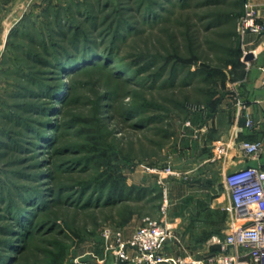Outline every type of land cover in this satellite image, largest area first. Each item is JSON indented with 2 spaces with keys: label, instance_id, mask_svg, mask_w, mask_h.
<instances>
[{
  "label": "rangeland",
  "instance_id": "374dc122",
  "mask_svg": "<svg viewBox=\"0 0 264 264\" xmlns=\"http://www.w3.org/2000/svg\"><path fill=\"white\" fill-rule=\"evenodd\" d=\"M107 1L97 12L101 9L98 4ZM148 1L0 0V196L5 197L0 215H6L3 209L16 189H38L43 200H37L48 206L33 218L35 233L21 236L19 242L13 238L21 248L17 254L9 249L15 256L12 264H115L114 251L108 250L103 238L106 229L120 232L125 242L144 218H162L164 189L143 172L146 164H172L187 174L169 183L168 223L172 194L210 188L212 183L215 187L219 181L218 173L213 182L192 179L194 166L184 148L191 125L185 124L194 111L205 108L208 92L225 95L227 101L243 93L242 84L251 70L244 37L248 32H262L264 23H260L254 0H223V4L188 0L186 7L179 2L173 7L165 4L169 11L146 21L141 14ZM140 3L141 12L134 11ZM122 6L132 10L124 15L137 29L123 31L110 60L91 61L87 68L67 75H57L59 70L32 60L50 59L41 43L49 45L55 39L54 30L65 29L64 18L77 20L96 42L104 40L100 51L112 46V32L106 30ZM76 10L96 18L85 20L87 13L80 16ZM249 10L255 12L252 20L247 16ZM72 35L73 30L62 40L56 39L67 45ZM46 49L51 51V46ZM44 83L49 84L43 90L46 93L39 92L38 86ZM54 89L56 93L51 95L49 91ZM32 90L40 96L30 95ZM142 103L145 107L140 109ZM35 105L42 108L35 110ZM19 118L30 125L36 121L49 124L46 134L55 142L32 146L30 141L37 138L22 123H15ZM153 118L156 120L147 125ZM21 144L27 151L18 150ZM92 183L104 185L106 190L114 186L124 197L132 189L133 196L139 192L147 196L106 205L108 198H103L100 204L96 198H88L93 188H81ZM188 211L191 220L198 218L202 223L189 224L190 240L220 226L221 209L207 211L202 217L195 208ZM9 222V218L0 220V227ZM5 237L0 233V240ZM109 243L115 244V238ZM187 253L196 255L187 249L175 256Z\"/></svg>",
  "mask_w": 264,
  "mask_h": 264
},
{
  "label": "crops",
  "instance_id": "0c3cea01",
  "mask_svg": "<svg viewBox=\"0 0 264 264\" xmlns=\"http://www.w3.org/2000/svg\"><path fill=\"white\" fill-rule=\"evenodd\" d=\"M260 17V23H264V0H254ZM245 49L248 53L254 54L251 62V70L242 84V94H234L233 100L226 99L219 105L214 116L208 115L207 108L198 112L194 111L187 121L190 127L187 128V138L185 149L193 164L194 177L203 181L213 180L215 173L219 174V181L216 186L209 185L210 188H201L197 191H178L172 194L173 209L169 218V223H173L171 238L165 241V252L168 255H183L187 249L193 253H203L217 250L209 247V240L214 236H222L227 233L230 222V214L226 210L229 206V195L222 186L223 175L232 170L244 168L248 165L264 166V30L262 32H248L245 37ZM241 104L242 107L239 105ZM247 116L254 122V127H246ZM260 142L263 146L258 160H253L237 146L241 141ZM226 149V154L209 166L208 156L213 154L215 148ZM212 167V168H210ZM213 182V181H212ZM221 184L220 189L217 185ZM196 190V187L194 188ZM193 190V189H192ZM197 194V195H196ZM206 197H211L206 199ZM195 211L199 216L207 215V211L212 213L219 211L220 226L210 228L207 234L200 239L190 240L189 224L196 222L201 225V220H191L188 216L191 211ZM192 207V208H191ZM219 208V209H218ZM223 210V211H222ZM200 217V218H201ZM194 222V223H195ZM185 241H183L182 240ZM186 240L191 243H186Z\"/></svg>",
  "mask_w": 264,
  "mask_h": 264
},
{
  "label": "built area",
  "instance_id": "2783aa9c",
  "mask_svg": "<svg viewBox=\"0 0 264 264\" xmlns=\"http://www.w3.org/2000/svg\"><path fill=\"white\" fill-rule=\"evenodd\" d=\"M254 14L253 10H249L247 16L252 20ZM185 125L190 126V123ZM245 125L247 128L254 127L250 116H247ZM237 146L253 160L259 159L263 148L260 142L248 140L239 142ZM226 152V149L218 147L213 156L208 158V163L215 164ZM143 172L155 176L157 183L164 189L165 199L160 208L162 218H144L132 238L125 242L120 232L106 229L103 238L108 250L114 251L115 264H264L263 165H248L223 175L222 184L230 203L226 209L230 214L228 231L209 240V247L217 250L196 255L187 253L185 256H171L165 252V241L171 238L174 229L173 223L166 222L165 218L168 217L169 183L185 178L187 174L172 164L146 165ZM111 238H115V244L109 243Z\"/></svg>",
  "mask_w": 264,
  "mask_h": 264
},
{
  "label": "trees",
  "instance_id": "16d2710c",
  "mask_svg": "<svg viewBox=\"0 0 264 264\" xmlns=\"http://www.w3.org/2000/svg\"><path fill=\"white\" fill-rule=\"evenodd\" d=\"M179 2L180 5L182 7H186L188 5V0H149L147 3L143 4H139L138 8H134V11L137 12H141L142 9L141 6H145L143 11L144 14H141V18H143L144 20L148 21H154L156 19H159L162 15L161 13L163 12H167L169 11V7L165 6V4H169L172 7ZM222 2V3H221ZM108 1L105 3H99L98 6H101V9L99 8L97 10V12L102 11V9L105 8L106 5H108ZM178 3V4H179ZM212 3L215 4H223V0H214ZM237 7L239 5L235 4ZM125 11H132L131 9H127V7L122 6L120 7L117 12L118 14H116V16L118 17L116 20H114L113 22H111V25L108 26L107 28V33H111L112 32V38L110 40V43L112 44V46H104L103 50L100 51V47L101 45H103L104 40L100 41V42H96V40L89 38L88 33L81 29V27L79 26L77 20L74 21H70L68 18H64L63 21V26L66 29H62L61 27H57L56 30H54V33H52V37H54L55 39L51 40L49 42V45L47 44V42H42L41 44L44 47V51L48 53V55H50V59H42V61H40V59L37 58H32L33 61H37V62H41L46 66L52 67L56 70H59L60 72H56L57 75L64 72V74H73L74 72H76L79 69H85L88 67L89 62L91 61H102L104 59L110 60L112 57H114V50L115 47L117 46L116 41H118V39L120 38V36L122 35L124 30L127 31H135L137 29L135 23L133 22H128L129 21V17H127L126 12ZM92 12V11H91ZM77 14H81L80 16H85L84 14H86L85 16V20H87V18H96V15L92 16L90 15L88 12L85 13H81L79 10H76ZM93 14V13H92ZM111 27H113L114 29L111 31ZM73 30V35H72V39L68 42L67 45H64L62 43V38L65 37L66 32L68 31H72ZM106 33V32H105ZM57 37L61 38L60 40L56 39ZM46 46H51V51L46 49ZM32 56V55H31ZM31 58V57H30ZM171 58H169L168 60H170ZM53 60L55 62H53ZM95 62V63H96ZM181 62H186V63H190V61L188 60H181ZM93 63V64H95ZM184 63V64H186ZM147 66L149 67L150 64L148 63ZM138 73V72H137ZM139 74V73H138ZM50 78V77H49ZM31 83L34 84V81H32ZM36 83V82H35ZM49 87V84H42L38 86V90L39 92H44V88ZM31 92L30 95L39 97L40 93L36 90H32L29 91ZM46 93V92H44ZM49 93L51 95H55L54 93H56V89L49 91ZM209 96H205V102H206V108L208 110V115L209 116H214V114H216V112L218 111L219 105L223 102V100L226 98L225 95H213V93H209ZM213 95V96H212ZM147 106V105H146ZM142 107H145V104L142 103L141 106H139V108L141 109ZM35 110H38L42 107H40L39 105H35ZM7 118V117H6ZM156 118V117H155ZM153 118L152 120H148L146 123L147 125L152 124V121H154ZM20 119V118H19ZM19 119L17 121H15V123H22L23 127H25L27 130H31L34 132V137L37 138L36 141H30L32 142V146H46V145H50L53 144L55 142V139L53 136H51L50 138L48 137L49 135L46 134V128L45 126H49V124L47 125H43V123H40V121H36L35 124H29L28 122H25L24 120L20 119L21 122L19 121ZM10 120V119H8ZM156 120V119H155ZM158 121V120H157ZM143 122V121H142ZM132 127H137L136 124L132 125ZM29 144V141H25V143ZM1 145H6L4 143H2ZM160 146V145H159ZM25 144H21L18 148V150H25L26 148ZM34 147H29L30 150H33ZM212 154H210L208 157H211ZM148 166H153V165H165V164H159V163H153V164H146ZM149 175V174H148ZM153 180H155V183L160 187V185L157 183L155 176H152ZM31 179V177L29 178ZM93 188L94 190H92V194L96 193L95 196L92 194L88 197L91 201L92 200H96L100 202L101 201L104 202L102 199L103 198H108L107 202H104V204H108V203H118V201L120 200H135V201H139L142 199H145L147 194L143 193L140 195H136L133 196V189L131 190V195L125 196L124 194H122V191L117 190V188H115L114 186H110L107 188V190L105 189L106 187L104 185L98 184V185H94L92 184H86L84 187H81L82 189L85 188ZM18 188V187H16ZM161 188V187H160ZM141 189H147V186H142ZM18 192L13 194L11 193L8 196V203L7 205L4 207L3 211L4 213H6V215H0V220H4L6 218H9L11 220V222H9V225H4L0 227V233L6 234V237L0 240V245H1V249H0V264H12L13 261H15V256H12L10 254V250L12 252H15L17 254V252L20 250V248L18 249V244L14 242V237L18 238L17 242H19L21 240V236H29L34 232V228L33 227V218H35L36 214H40L44 211H46V209L48 208V206L46 205H41V202L38 201L37 199H42L43 200V194L39 192L38 189L36 190H23V189H16ZM16 192V191H15ZM82 193V192H81ZM56 196H60V191L56 194ZM92 196V197H91ZM101 197V198H100ZM98 198V199H97ZM5 197L4 195L0 196V202H2V200H4ZM39 199V200H40ZM120 199V200H119ZM44 201H46L44 199ZM103 204V205H104ZM0 209H2L0 207ZM34 209H37L36 213H34ZM32 210V211H31ZM38 212V213H37ZM142 221V220H141ZM50 222V221H49ZM18 228L23 229V231L18 230ZM32 230V231H31ZM23 236V237H24ZM15 243V244H14ZM14 246V247H13ZM10 249V250H9ZM9 250V251H8ZM18 250V251H17ZM9 252V253H8ZM123 264V263H120ZM127 264V263H126Z\"/></svg>",
  "mask_w": 264,
  "mask_h": 264
},
{
  "label": "water",
  "instance_id": "95a60500",
  "mask_svg": "<svg viewBox=\"0 0 264 264\" xmlns=\"http://www.w3.org/2000/svg\"><path fill=\"white\" fill-rule=\"evenodd\" d=\"M254 58V54L252 53H247L246 60L251 61Z\"/></svg>",
  "mask_w": 264,
  "mask_h": 264
}]
</instances>
